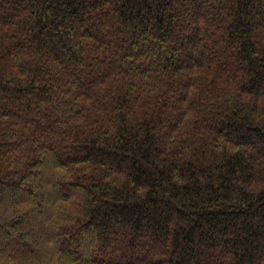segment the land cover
<instances>
[{
	"label": "trees",
	"instance_id": "16d2710c",
	"mask_svg": "<svg viewBox=\"0 0 264 264\" xmlns=\"http://www.w3.org/2000/svg\"><path fill=\"white\" fill-rule=\"evenodd\" d=\"M0 264H264V0H0Z\"/></svg>",
	"mask_w": 264,
	"mask_h": 264
},
{
	"label": "rangeland",
	"instance_id": "374dc122",
	"mask_svg": "<svg viewBox=\"0 0 264 264\" xmlns=\"http://www.w3.org/2000/svg\"><path fill=\"white\" fill-rule=\"evenodd\" d=\"M178 28L180 29L179 31H188V27L184 25L182 22L178 24ZM175 39L179 40L181 42L182 39H179V36H176Z\"/></svg>",
	"mask_w": 264,
	"mask_h": 264
}]
</instances>
